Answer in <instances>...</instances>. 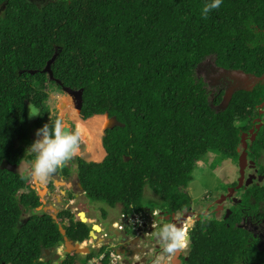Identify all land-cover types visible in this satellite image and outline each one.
<instances>
[{
    "label": "trees",
    "instance_id": "obj_1",
    "mask_svg": "<svg viewBox=\"0 0 264 264\" xmlns=\"http://www.w3.org/2000/svg\"><path fill=\"white\" fill-rule=\"evenodd\" d=\"M206 2L0 0V264H49L41 257L44 249L64 243L59 226L75 243L89 237L90 226L74 221L69 211L58 224L47 214L25 219L40 199L29 177L1 169L5 162L24 161L32 129L43 127L51 114V87L83 91L82 119L108 115L123 125L104 131L102 162L77 161L92 201L139 213L149 209L143 205L149 189L161 210L182 213L193 206L185 190L199 163L211 154L207 171L227 159L237 162L241 135L262 118L264 82L232 93L225 109L217 111L223 93L211 101L197 70L212 60L217 69L264 76V0H223L202 18ZM52 59L51 79L43 70ZM30 103L40 116L29 118ZM248 151L256 159L264 152V126ZM242 191L229 218L202 216L194 223L183 264H264V240L243 220L264 226V184ZM94 254L66 253L58 264H92ZM105 256L95 264H110L109 253Z\"/></svg>",
    "mask_w": 264,
    "mask_h": 264
},
{
    "label": "flooded vegetation",
    "instance_id": "obj_2",
    "mask_svg": "<svg viewBox=\"0 0 264 264\" xmlns=\"http://www.w3.org/2000/svg\"><path fill=\"white\" fill-rule=\"evenodd\" d=\"M42 1H46V0H42ZM213 69L217 70V68H215L214 66H213ZM219 72L222 73V71L220 70ZM234 72H237V71H234ZM227 74L231 75L232 73H227ZM239 74L240 76L238 77H242V78L250 77V76H247L246 74H242V73H239ZM223 78H224V82L228 83V85L225 83V87L219 86V87L213 88L209 83L206 82L208 85V90L210 92L211 101H213L215 95L218 96L223 93V96H224L227 87L233 85L232 84L233 80H231L228 77H223ZM258 82L259 83L264 82V76L261 78L260 81H257L256 83H254L252 87L247 86L244 81L238 80L236 82V84L238 83L237 88L233 89V93H235L237 90H249V91L253 90L257 86V84H259ZM242 84H245L246 86L244 87L242 86ZM214 86L216 85L214 84ZM75 105L78 106L77 100L75 101ZM219 106H216V105L214 106L217 111L220 110ZM259 114L262 116V118L255 119L254 128L250 129L249 134L244 133L248 135L247 137L248 148H249V143H252L256 140L258 131H260V129L264 126V103L260 105ZM58 119L62 120L60 117H58ZM55 121L56 120L48 119V121L45 122L43 126L45 124H48L49 128H51ZM62 121L68 129L75 130L76 127L70 120L68 121L62 120ZM260 125L261 127L258 130V127ZM251 131H254V133L256 134V138L254 141L250 140ZM242 135H241V138H242ZM35 139H37V137L34 136L33 131H32L30 133V137L28 140L30 143L26 147V152ZM83 144L84 143L82 141L81 152L85 151V146H83ZM248 148L246 150L247 156H246L244 175L242 179L243 181L242 188H248V186L247 187L245 186L249 178H252V183L250 185L264 184V181H263L264 152L261 153L260 156L256 159V157L252 158L251 156L252 152L251 151L249 152ZM242 150L243 149H242V144H241V147L237 150L239 153L237 162L231 159H227V161L233 163V165H235L238 169V178L236 179V181L234 182L226 181L225 182V184L236 183V185L233 188H235L238 185L239 179L242 178V176L240 175V164H239L240 155H241ZM88 154L90 153L88 152ZM27 156L32 158L34 155L28 154ZM83 157H84L83 155H79L75 157L74 159L70 160L66 167L61 168V169L68 170L67 172L63 170L64 174L62 173V170L59 169L55 173H53L51 176L48 177L47 181L45 182L46 194L43 198H40L38 196V191L33 182L32 176L30 175L27 177H29L33 185L32 189L35 191L36 195L40 199L41 205L38 206V208L53 206L55 209L59 210V213L56 215V219L52 218V215H53L52 212L44 213L43 211H37L38 208H36L35 211L31 213H38L39 215L47 214L53 219L54 222L58 224L60 222L58 220V217L63 212L69 211L73 215L74 221L76 222L79 221L81 223H84L90 226V232H93V236L91 237L90 232H89V237L84 242H91V238H92V241L94 242H91V245L89 247L85 245L86 248L90 250V254L94 252L99 254L101 250L102 252H104L99 255L98 257L99 259L97 258L98 260L90 261V263L92 264H95L97 262L104 260L106 257L105 256L106 252L109 253L110 264H183V260L187 259L186 255H187L188 249H186L185 251L176 253L174 258H169L166 254L162 252L161 247H160V242L156 238V234L158 233L160 228L166 223H171L175 221L179 223L187 231H189L194 226L195 222L199 221L202 216H206L208 214L210 216L219 218L220 220L222 218L227 219L232 215L231 209L241 202L240 197L243 191L242 192L234 191L232 193V196H229V194L228 196H226L228 193L227 191L224 193L221 201L217 200L213 206L212 204L207 206L206 215H204L203 212H200L197 214L196 213L197 211H195L193 207H191L188 211H183L182 213L167 214L165 211L161 209L151 211L149 208V209H145L143 212L125 214L120 211V205H116L117 207L116 209L117 210L119 209L118 210L119 219L118 221H115V220H112V218L110 217L106 218L107 217L106 211L101 210L99 206L96 207L92 203L94 201L92 202L89 201L90 198L87 196L86 191L83 189L82 183L78 176L79 163L77 161L82 160V162H85L87 164L96 163V162H93L90 160L88 161ZM33 160L34 159H32V161ZM23 162L27 164L31 163L27 161H23ZM234 162H236V164H234ZM58 184L60 186H58ZM29 191H30V188L23 190L21 193H27ZM233 194H237L239 196V199H237L236 196L233 197ZM60 207H63V208L60 210L58 209ZM240 210L242 214L244 215L245 208L240 207ZM228 211H230V213H228ZM30 215L25 217L23 214L25 219H28ZM188 216H191V217L189 218ZM243 220L246 222L245 224L256 225V224H253L249 218L246 219V217H243ZM105 224L106 226L104 227ZM115 224H118V225L116 226ZM64 225L65 227L69 226L66 222L64 223ZM118 226H120L121 229H119ZM259 226H261V229L263 232L264 226L263 225H259ZM95 227H98L99 229L96 228L95 230ZM84 242L82 243L84 244ZM82 243H79V244H82ZM73 244H75V242H73ZM49 251H50V255H53L56 252H58L60 256L59 259L54 261L52 257H47L46 253L43 252L42 254L43 259H44L43 262L49 263V264H56L66 254L64 252L65 251L64 243L58 248L52 249ZM62 251H63V255L60 254ZM78 256L82 257V255H78Z\"/></svg>",
    "mask_w": 264,
    "mask_h": 264
},
{
    "label": "rangeland",
    "instance_id": "obj_3",
    "mask_svg": "<svg viewBox=\"0 0 264 264\" xmlns=\"http://www.w3.org/2000/svg\"><path fill=\"white\" fill-rule=\"evenodd\" d=\"M213 66L214 65H213L212 60H208L207 62L202 63L197 70V77L205 80V82L209 83L213 88L219 87V86L225 87V83L228 85L227 82H224L223 77H228L231 80L235 81V82L232 81V84H233L232 86L227 87L225 95L232 93L233 89L237 88L238 83L236 84V82L238 80L244 81L247 86H251V87L254 85V83H256V81L252 77L242 78V77H238L234 74H231V75L227 74V73L224 74V73L219 72L218 70H214ZM249 78H251V79H249ZM214 84L216 86H214ZM245 84H242V86L245 87L246 86ZM51 90L52 91H50V93H49V100L47 102V105L51 109V112L53 115H58L62 120H65V121H68L72 118L73 120L71 122L73 124H74V122L75 123L76 122H80V123L84 122V121H81L78 119L79 118L77 115L78 107L74 106V99L76 100V97H74V96H76V94L73 96L71 94L60 91V90L56 89L55 87H51ZM79 100H80V97H78V101ZM63 105H65V106L63 108H61ZM224 106H225V104L222 105V107H224ZM106 125L108 127V123L105 122L104 126L101 129V132L99 133V136H98L99 143L102 141V138L104 136V131L107 128ZM76 127H77V124H76ZM35 133H36V131L33 132L34 136L36 137ZM81 139H82V137H81ZM83 143H84V141H83ZM96 144H98V143L96 142ZM83 146H85V151H82L80 153V155H83L84 156L83 158H85L88 161L90 160L93 162H97V160L95 159V155H96L95 153H97V152H95V149L94 150L92 149V152L90 155V154H88V152H90L91 148L88 145H85V143L83 144ZM27 155L28 154L25 155L24 161H27V157H28ZM208 158L209 159L206 163L205 162L199 163V166H201V168H199L198 174L200 176H198V174H197L194 181L189 185L188 189L185 190L186 192H188V194L192 198V202H193L192 207L195 209V211H197L196 213L198 214L200 212H203L204 215H206L208 205L212 204V206H213L217 200L221 201V199L224 195V191L218 190L219 188H221V185H225L226 181L227 182H231V181L234 182L238 178L237 167L235 165H233V163H231L227 160L220 163L218 165V167L216 166L215 167L216 169L213 171H210V170L207 171L208 169H206V170L203 169V168H206L207 165H209L213 161L214 155L211 154L208 156ZM100 162H102V160H100L98 163H100ZM234 164H236V162H234ZM30 168H31V164H27L25 162H22V164L18 168V173L26 175V176H30ZM61 170H62L63 174H64L63 170L65 172L68 171L67 169H61ZM263 181H264V177H263ZM58 186H60V185L58 184ZM232 193H233V191H230V193H227L226 196H228V194H229V196H232ZM234 196H236V198L239 199V196L237 194H233V197ZM89 201L92 202L91 199H89ZM92 203L96 207L99 206L101 208V210L106 211V214H107L106 218L110 217V218H112V220L118 221V219H119L118 210L119 209L117 210L116 206L114 208H110L106 204H103V203H100L97 201H94ZM143 205L150 208L151 211L158 210L161 207V201L158 197H156L152 193V191H150L149 189H146V191L144 193V198H143ZM62 208L63 207H60L58 209L61 210ZM30 214H32V213L31 212L24 213V216L27 217ZM188 217L190 218L191 216H188ZM105 226H106V224L104 225V227ZM252 228H253L254 232H259L260 237L264 240V229L262 232V229L257 227V225H252ZM84 244L87 247H89L91 245V242H85ZM261 244L264 245L263 241L261 242ZM86 246H84V247H86ZM60 254L63 255V251ZM84 256L85 255H82V257H84ZM98 257H99V254H94V258H95L94 260H98L99 259ZM58 263L59 262H57V264Z\"/></svg>",
    "mask_w": 264,
    "mask_h": 264
},
{
    "label": "clouds",
    "instance_id": "obj_4",
    "mask_svg": "<svg viewBox=\"0 0 264 264\" xmlns=\"http://www.w3.org/2000/svg\"><path fill=\"white\" fill-rule=\"evenodd\" d=\"M222 3L223 0H207V2L204 4L201 10L202 18H207L209 12L219 9ZM57 83L61 84L60 82ZM63 88L66 87H62L60 91L65 92ZM72 91L74 92V94L71 95L74 96L76 94V96L74 97H76L77 101H78V97H80V100L78 101V106L75 105L76 100L74 99V106L78 107V113H77L78 117L81 120L85 121L80 117L83 91L81 95L78 94L80 90L77 91L72 90ZM65 105H63L61 108H63ZM28 108H29V112H28L29 118H35L41 115L40 109L35 104L30 103L28 105ZM95 116H101V117H106V119H111L108 117V115H95ZM58 117H59L58 115H53L51 112L48 119L56 120L51 128H49L48 124H45L43 127L37 130L32 129L33 132L36 131L35 135L37 139H35L34 142L30 145L26 154L34 155V160L30 163L31 164L30 175L41 182H46L49 176H51L57 170L66 167L70 160L79 156L81 153V143H82L81 126L77 125L76 127V124L74 122V125L76 127L75 130L68 129L64 125L63 121L58 119ZM72 120L73 119L71 118L70 121ZM101 146L103 147L102 141H101ZM235 188H229L227 190L228 193H230V191L233 192L236 191ZM240 189H238L237 191H239ZM210 219H211L210 215L205 216V220H210ZM156 238L160 242V247L162 252L166 254L169 258H174L176 253L185 251L189 247V232L175 221L164 224L156 234ZM82 244L79 245L81 246ZM45 250L49 251L52 249H44L43 250L44 253ZM41 260L42 261L44 260L43 256L41 257Z\"/></svg>",
    "mask_w": 264,
    "mask_h": 264
},
{
    "label": "water",
    "instance_id": "obj_5",
    "mask_svg": "<svg viewBox=\"0 0 264 264\" xmlns=\"http://www.w3.org/2000/svg\"><path fill=\"white\" fill-rule=\"evenodd\" d=\"M53 60L54 59L50 60L47 63V65H46V67H45V69L43 71L44 73H48L49 77L51 79L53 78V74H52L50 66H51ZM218 70L222 71V73H224V74L232 73V74H234L236 76H240L239 73H242V72H234V71H231V72L227 71L226 72L225 70H221V69H218ZM252 78L254 80H257V81L261 80V78L260 79L259 78L257 79V78H254V77H252ZM63 90L65 92H67L68 94H74V92L71 89L63 88ZM232 93L226 94L224 96L223 101H222L221 105L219 106V108H220L219 111H223L225 109V107L227 106L228 102L231 99ZM79 94L80 95L82 94V90L79 91ZM224 104H225V106L222 107V105H224ZM109 123L110 124H108V127L106 126L107 127L106 129H112V128L117 127V126H123L116 120L115 117L111 118V121ZM260 127H261V125L258 127V130L260 129ZM250 133H251L250 140L254 141L255 138H256V134L254 133V131H251ZM247 137H248V135L243 134L242 138H241V144H242V149L243 150H242L241 155H240L239 164H240V175L242 176V178L239 179L238 185L236 186L235 190L240 189L242 187V185H243L242 179H243V175H244L246 156H247L246 150L248 148ZM1 169L7 170L8 172H12V173H17L18 172L17 166L14 165V164H10L8 162L3 163L2 166H1ZM32 179H33V182H34V184H35V186L37 188L38 196L40 198H43L45 196V194H46L45 182H44V185H43V184H41V181L35 179L34 177H32ZM251 183H252V178H249L247 183H246V186H249ZM37 211H43L44 213L52 212L53 213V215H52L53 219H56V215L59 213V210L55 209L53 206L39 207L37 209ZM228 213H230V211H228ZM82 222H84V221H82ZM59 231H60L61 235L63 236L65 253H74V254H77V255H81V254L84 255V254H89L90 253V250L88 248H86V247L83 248L78 243L73 244V241L68 240V238L65 236V230L62 228V226H59ZM90 236L91 237L93 236V232H90ZM46 251L47 250H45V253H46ZM59 258H60V256H59Z\"/></svg>",
    "mask_w": 264,
    "mask_h": 264
},
{
    "label": "bare ground",
    "instance_id": "obj_6",
    "mask_svg": "<svg viewBox=\"0 0 264 264\" xmlns=\"http://www.w3.org/2000/svg\"><path fill=\"white\" fill-rule=\"evenodd\" d=\"M78 119L81 120L80 118H78ZM81 121H83V120H81ZM110 121H111V119H106V117L95 116L93 118L85 120L84 122H81V123L76 122L75 123L77 125H80L82 128V140L84 141L85 145H88L91 148L89 153L91 154L92 149L93 150L95 149V152H97V153H95L96 154L95 159L97 161L102 160V158L104 157V153H103L104 150H102L103 148L101 147V142L99 143V141H98V136H99V133L101 132L102 127L104 126V123L106 122L109 124ZM96 142L98 144H96ZM42 183H44V182H41V184ZM96 228H98V227H95V230H96ZM91 242H94V241H92V238H91ZM82 246H85V244H82ZM56 253L59 254L58 252H56Z\"/></svg>",
    "mask_w": 264,
    "mask_h": 264
},
{
    "label": "crops",
    "instance_id": "obj_7",
    "mask_svg": "<svg viewBox=\"0 0 264 264\" xmlns=\"http://www.w3.org/2000/svg\"><path fill=\"white\" fill-rule=\"evenodd\" d=\"M102 147V146H101ZM103 148V147H102ZM102 150H104V149H102ZM103 153H104V157L102 158V160L105 158V156H106V153H105V150L103 151ZM99 161H97L96 163H98Z\"/></svg>",
    "mask_w": 264,
    "mask_h": 264
},
{
    "label": "built area",
    "instance_id": "obj_8",
    "mask_svg": "<svg viewBox=\"0 0 264 264\" xmlns=\"http://www.w3.org/2000/svg\"><path fill=\"white\" fill-rule=\"evenodd\" d=\"M115 225L117 226L118 224H115ZM118 228H119V229H121V227H120V226H118Z\"/></svg>",
    "mask_w": 264,
    "mask_h": 264
}]
</instances>
